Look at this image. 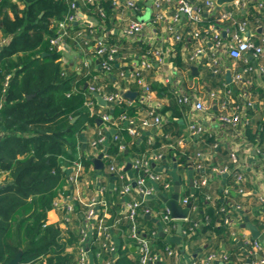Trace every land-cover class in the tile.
<instances>
[{
  "label": "crops",
  "instance_id": "crops-1",
  "mask_svg": "<svg viewBox=\"0 0 264 264\" xmlns=\"http://www.w3.org/2000/svg\"><path fill=\"white\" fill-rule=\"evenodd\" d=\"M9 1L17 4L20 9L25 6L22 0ZM69 1H77L80 4L82 17L94 20L96 36H109L111 42L120 44L121 51L115 62V69L104 72L100 67V58L96 55L95 40L92 38L86 43L84 40L73 39L71 35L66 38V45L59 46L61 56L58 61L67 71H76L80 75L74 81V85H78L80 81L86 79L85 87L91 84L95 85L100 89L99 94L102 97L116 90L123 94L125 104L140 105L141 109L136 114L132 116H128L126 113L122 114L135 120L139 126V134L133 138L138 137L139 142L145 140L146 145L139 147L138 145L133 146V142L126 144L124 137L118 134L120 115L114 117V110L110 108V104L102 105L94 95V108L92 110L88 108V120L78 130L74 159L69 161L68 167H63L67 171L68 180L64 186L66 194L64 192L63 196L74 204L75 212L65 214L62 210L52 208L48 212V222L59 225L64 238L68 237L69 232L77 234L76 231H78L86 208H88L87 204L94 197L102 198L107 201V208H101L100 212L107 213V221L112 226L115 244L119 247V251L131 248L132 252L127 253L128 257L136 258L138 250L133 245L129 246L128 241L121 236L119 231V228H125L123 226L125 222L128 223L123 211L126 200L130 198L120 193L123 181L119 177V173L124 174L127 180L133 179L135 170L132 166V159L156 152L162 153L163 157L153 162V170L168 176L173 182V190L176 181L180 182V194L190 196L191 201L198 205V209L192 212V217L195 212L200 210L201 220L204 221L207 218L210 221L209 213L211 211L217 213V200L220 198L225 202V205L234 202L241 206L231 214L232 225L228 227V232L221 233L216 228L221 225L222 221L219 219L215 227L207 229L204 225L198 235L188 238L181 234L178 227L176 234H168L163 230L161 216L168 208L158 197V193L162 192L170 196L173 191L171 193L164 191L161 183L154 184L158 192L155 198L143 199L140 193L134 191L133 197L144 200V203L152 209V213H140L138 221L149 235L155 232L153 235L154 248L155 237L158 233L161 236L166 235V241L172 242L173 248L179 250L175 256L165 254L162 264H189L191 258H202L212 251L226 253L230 259L231 256H234V259H231L228 264H251L264 257V251L252 255L247 253L250 249L248 242L253 239L250 230L243 227L245 218L249 217V221L256 225L260 229L261 235L264 236V216L259 211L260 209L264 210V204L258 200L259 196H264V73L246 70L249 65L255 67L264 65V59L256 57L253 53H248L246 58L235 59L227 51V45L236 31L237 23L244 19L249 20L247 29L243 33L244 37L262 43L264 11L258 9L257 4L264 0H247V5L239 9L234 7L235 3L229 2L221 6L218 5L219 7L214 11L205 12L204 20L208 24L218 18L221 10H233L232 19L220 21L225 44L219 51L220 68L217 73L213 69V50L211 42L208 41L209 38H203L200 41L193 38L189 31L192 27L187 23L186 17H183L175 26V31L182 36V41H176L173 38L174 35L168 33L169 22L166 20L173 14L177 6L175 0H163L160 6L147 0L145 2L146 9L137 16L124 5L123 0L117 7L110 0H97L94 5L87 4L86 0H67L68 5ZM96 4L106 10L107 17L105 19L99 16L95 9ZM5 6V11L13 18L14 12L11 6L7 4ZM108 7H110V11L107 10ZM147 12L148 15H146ZM156 14H163L166 20L154 23L152 19ZM256 16L260 17V23L255 20ZM64 17L61 20L54 19L51 25L60 23ZM133 18L145 21L146 29L140 37L127 39L123 35V28ZM77 25L75 23V26ZM2 37H4V33L0 29V38ZM199 43H204L207 51L198 61L190 63L189 56ZM149 49L153 51L150 57L154 64L144 73L145 81L151 89V97L146 99L147 93L144 86L136 80L126 81L121 77L120 72L127 66L140 65L143 55L147 54ZM156 49L162 51L165 60L158 59L154 54ZM238 74L241 75L240 80L236 79ZM228 76L231 80H228ZM227 87L232 89L230 99L235 100L237 104H242L247 100L256 102L255 109H246L251 120L250 125L223 124L218 120V115L221 112L220 102L226 97L225 89ZM211 92H217L218 98H211ZM128 93H131L133 98L128 97ZM182 93L191 95L195 100L198 98L204 100L206 109L198 112L193 110L190 105H179L176 96ZM149 108L155 109L163 117L164 121L161 124L156 123L148 116ZM105 113H108L113 121L118 120V125L111 127V123L104 121L102 116ZM94 116L97 117V120L92 124L90 119ZM77 118L78 116H73L71 122H75ZM145 118L149 119V125L142 127L141 122ZM192 121L204 126L205 131L200 134H192L188 128ZM111 129L117 130L116 135L119 139H114L113 135L115 134L110 132ZM100 131L107 132L109 138L108 142L99 148L93 146L92 143ZM116 142L117 152H109L111 145ZM121 145H124L123 150L120 148ZM104 151H107L109 157H102L104 166L98 168L95 165V159ZM233 151L238 154L237 162L231 159ZM198 152L203 153V159L200 162L205 165L206 174L195 169L196 163L199 162L196 156ZM86 160H89L88 164ZM111 160L116 161L119 166L118 171L111 172L108 169ZM76 161H81L83 168L78 180L71 181L69 177L75 172L74 163ZM225 166H228L229 170L220 173V169ZM238 172L245 175V193L241 197L237 192L238 184L235 178ZM204 176L208 177L209 182L205 187L206 191L200 192L199 189L203 187L196 184V181ZM227 190L229 193L226 192ZM201 198V204L203 200L205 202L202 206L198 203ZM111 218L113 221L110 224ZM183 224L186 226L187 223ZM98 247L97 241H94L90 248L95 253ZM66 251L73 253L75 259L78 258L77 244L68 246ZM106 257H109L108 253H105L102 258L95 255V261L102 263Z\"/></svg>",
  "mask_w": 264,
  "mask_h": 264
},
{
  "label": "trees",
  "instance_id": "trees-1",
  "mask_svg": "<svg viewBox=\"0 0 264 264\" xmlns=\"http://www.w3.org/2000/svg\"><path fill=\"white\" fill-rule=\"evenodd\" d=\"M0 1V29L8 40L0 49V176H5L0 184V264L8 263L18 253L19 264H75L77 259L66 248L77 244L78 232H69L64 238L59 225L48 222L54 199L65 192L68 180L63 167L74 159L78 130L88 120L89 112L81 91L67 95L80 75L62 67L58 61L59 47L50 42L60 28V23L51 25L52 21L61 20L69 5L67 0H22L25 6L20 9L9 0ZM5 4L11 6L13 18L5 11ZM78 29L74 26L70 31L74 34ZM8 75L9 83L5 86ZM85 85L86 79L78 84L84 90ZM140 109V105L122 101L113 108V116H132ZM73 116H78L75 122H71ZM96 120L94 116L90 122ZM127 126L125 120H120L118 134L125 143L145 146L146 141L134 139ZM117 150L116 142L109 152ZM201 202L202 198L198 203L205 204L204 200ZM222 206L227 207L230 215L237 210L236 203L225 205L220 198L217 207ZM200 213L198 210L193 217L200 218ZM209 214L210 221L202 220L207 229L215 227L220 219L221 225L216 228L221 233L228 232L223 223L225 212ZM123 226L128 228L129 223ZM165 236L157 233L156 251L164 253L172 245ZM128 252H132L129 247L119 251L115 264H136V258L128 257Z\"/></svg>",
  "mask_w": 264,
  "mask_h": 264
},
{
  "label": "built area",
  "instance_id": "built-area-1",
  "mask_svg": "<svg viewBox=\"0 0 264 264\" xmlns=\"http://www.w3.org/2000/svg\"><path fill=\"white\" fill-rule=\"evenodd\" d=\"M114 6H119L122 0H110ZM147 0H123L124 5L130 9L135 15H139L143 13L146 9L145 2ZM155 5L160 6L163 0H150ZM172 1V0H167ZM177 2V6L174 9L173 14L166 20V17L163 14H156L152 19L154 23L159 22L161 20H166L169 22L167 30L168 33L174 35L173 38L176 41H182V36L176 33V23L179 22L183 17H186L187 23L191 25L192 29L189 30L190 34L193 38L197 40H202L203 38H209L208 41L212 44V64L214 65L215 73L219 72L220 61H219V51L224 46V39L222 37V28L220 21H225L233 18V10L231 11H223L219 12L218 18L210 21V23L206 24L204 20L205 12H211L217 9L218 3L217 0H175ZM87 4L94 5L97 3V0H86ZM234 7L239 9L240 7H245L247 5V0H235L233 1ZM257 8L264 11V2H260L257 4ZM99 16L103 19L107 17L106 10L96 4L95 7ZM82 8L77 1H69L68 11L65 14L64 19L60 22L59 34L58 36L52 38L50 40L52 46H60L66 45V38L68 36H73L72 38L80 41L84 40L88 43L92 38L95 40L96 47V55L100 58V67L104 72H110L113 70L115 62L117 61V57L120 54L121 46L118 43H113L110 40V37L107 35H102L100 37L96 36V29L94 20L86 19L82 17ZM217 20V21H216ZM255 20L260 23V17L256 16ZM212 22V23H211ZM77 23L79 29L72 34L70 31L71 27L75 26ZM249 24L248 19H244L241 22L237 23L236 31L234 32L231 41L227 45V51L229 55L235 59L246 58L248 53H253L256 57H260L264 59V38L262 39V43H257L253 41L251 38L244 37L243 33L247 29ZM146 29V22L140 20L138 18H133L129 21V23L123 28V35L125 38H138ZM7 38H0V49L2 46L7 43ZM207 51V47L204 43H199L192 51L189 56V62L194 63L200 59V57ZM150 54H153L151 49L148 50L147 54L143 55L140 65L138 66H127L122 69L120 72L121 77L125 78L126 81L136 80L140 85L144 86L146 91V99H149L151 89L150 86L146 83L144 78V73L147 69H150L154 61L151 59ZM154 54L158 57L159 60H165L164 55L160 49H156ZM247 71H258L260 73H264V65L261 66H252L249 65L246 68ZM10 79V75L6 77L5 86L8 85ZM237 80L241 79V75L238 74L236 76ZM82 92L85 95V105L90 110L94 108L95 100L94 93L100 92V89L95 85L91 84L86 87L84 90L78 85H74L72 90L67 93L70 96L74 92ZM226 97L220 102L221 112L218 115V120L223 124H233L238 125L242 124L244 126H248L251 124V120L249 114L246 109H255L256 102L253 100H247L242 104H237L235 100H231L230 97L232 95V89L227 87L225 89ZM219 94L217 92H211V98H218ZM107 103L110 104V108L113 109L116 104L124 101L123 94L119 91L111 92L104 96ZM176 101L179 105H190L195 111H203L206 109V105L204 100L202 99H193L191 95L182 93L176 96ZM3 106V100L0 101V110ZM148 116H150L156 123L161 124L164 119L161 115H159L155 109L149 108L147 111ZM102 119L108 123H111V127H115L118 125V120L113 121L112 117L105 113L102 116ZM119 120H125L127 123L128 131L133 135L139 134V126L135 123V120L129 118L126 114H121L118 118ZM2 117L0 114V125H1ZM149 119L145 118L141 122V126H148ZM188 128L192 134H200L205 131V127L196 122H190ZM1 130V128H0ZM1 133V131H0ZM114 139H119L118 135H113ZM109 136L107 132L100 131L98 137L93 141V146L101 147L104 146L108 142ZM217 145V144H214ZM121 150L124 149V145L120 146ZM103 150L101 149V152ZM199 162L196 163L195 169L199 171H203L206 174L205 165L201 159H203V153L198 152L196 154ZM264 156V152H263ZM103 157H109L107 151H104ZM162 153H148L140 157H135L132 159V166L135 170V175L133 179L127 180L125 175L119 173V177L123 181V185L120 189V193L125 197H130L125 202L124 207V217L128 220L129 226L128 228H119L120 234L123 238H125L129 246L133 245L138 250V254L136 257V264H159V262L163 261V257L165 254L169 256H175L179 253V250L174 249L172 246H167L165 248V252L156 251L154 248L153 235L148 234L146 229L143 228L139 221L138 217L140 213H152V209L150 206L144 203V200L137 199L133 197V192L136 191L143 196V199L150 197H157V189L155 188V183H161L163 186V190L166 192L173 191V182L163 173L155 172L153 170L152 164L154 161L162 159ZM231 159L234 162L238 161V154L233 151L231 153ZM75 172L72 176L69 177L71 181H77L80 172L82 171V162L76 161L74 163ZM108 169L111 172H115L119 170V166L117 165L115 160H111L108 164ZM229 170L228 166L220 169V173L227 172ZM0 176V184H1ZM236 182L238 184L237 192L240 194V197L245 193L244 182L245 175L243 173H236L235 175ZM208 177L204 176L199 178L196 181L200 187H206L208 184ZM153 182V184H152ZM102 191V189H100ZM229 193V190L226 191ZM210 197V196H209ZM260 203L264 204V196L261 195L258 197ZM179 203L182 206L190 205L189 214L185 218H175L171 215L169 209H167L161 216V221L163 222V230L168 234H173L175 228L182 225L181 234L184 237L192 238L198 235L203 226L204 222L201 219H194L191 215L193 211L198 209V205L191 201V197L184 194H179ZM88 208L85 211L83 216V221L78 228V241H77V249H78V258L75 264H115L119 257V247L115 244L113 239V232L111 230L112 226L108 224L107 221V213L100 212L101 208H107V201L104 199H100L98 197H94L91 199L89 204H87ZM241 206L236 203V209H239ZM52 208L57 210H62L65 214H70L75 212V206L72 204L68 198H65L63 195L58 196L54 199ZM218 211L225 212L226 215L224 217V225L227 227H231L232 225V217L229 214V210L226 206H222L218 209ZM260 214L264 216V210H260ZM119 221V220H118ZM183 223H187L185 227ZM97 241L99 247L93 253L91 251V244ZM250 249L248 250V254H258L264 251V243L259 239L252 240L248 242ZM105 253L109 254V257L104 258L102 263H97L95 261V255L99 258H102ZM231 262V259L226 253H218V252H209L207 255L202 258H191L189 264H228ZM251 264H264V257L259 258L253 261Z\"/></svg>",
  "mask_w": 264,
  "mask_h": 264
},
{
  "label": "water",
  "instance_id": "water-1",
  "mask_svg": "<svg viewBox=\"0 0 264 264\" xmlns=\"http://www.w3.org/2000/svg\"><path fill=\"white\" fill-rule=\"evenodd\" d=\"M235 0H217V3L219 6L225 4V3H229V2H233ZM77 24V23H76ZM228 80H231L230 76H228ZM94 95L97 97L99 103H101L102 105H107L108 103L106 102V100L104 99V97H102L98 92H95ZM128 97L133 98V95L130 93L127 94ZM111 133L116 134L117 130L116 129H111L110 130ZM102 157H103V153H101L98 158L95 159V165L98 168H102L103 165V161H102ZM130 166V164L128 165V167ZM2 187V185H0V188ZM181 191V185L179 181H176L175 185H174V190L173 193L169 196V195H165L162 192L158 193V197L161 199V201L165 204V206L169 209V211L171 212V215L175 218H185L188 216L189 214V209H190V205H187L185 207L181 206L179 203V194ZM113 221V219L111 218L109 220V223L111 224ZM243 227L248 228L250 230L251 233V238L253 240L255 239H259L260 241H262L264 243V236L261 235V231L260 229L254 225L253 223H251L249 221V217L245 218V222L243 224ZM178 230L181 231L182 230V225L179 224L178 226ZM20 263V253H18L14 258H12L8 263L6 264H19ZM159 264H162L161 262H159Z\"/></svg>",
  "mask_w": 264,
  "mask_h": 264
},
{
  "label": "rangeland",
  "instance_id": "rangeland-1",
  "mask_svg": "<svg viewBox=\"0 0 264 264\" xmlns=\"http://www.w3.org/2000/svg\"><path fill=\"white\" fill-rule=\"evenodd\" d=\"M148 12H149V11H148ZM148 12L146 13V15H148V14H149ZM4 178H5V176H2V178H1V180H2V181H1V182H3V181H4Z\"/></svg>",
  "mask_w": 264,
  "mask_h": 264
}]
</instances>
